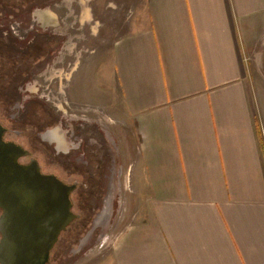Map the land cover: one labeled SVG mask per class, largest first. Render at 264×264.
Masks as SVG:
<instances>
[{
    "label": "crops",
    "instance_id": "crops-1",
    "mask_svg": "<svg viewBox=\"0 0 264 264\" xmlns=\"http://www.w3.org/2000/svg\"><path fill=\"white\" fill-rule=\"evenodd\" d=\"M138 12L106 55L103 111L133 128L127 178L147 196L116 237L115 264H264V84L253 69L264 0H140Z\"/></svg>",
    "mask_w": 264,
    "mask_h": 264
},
{
    "label": "rangeland",
    "instance_id": "rangeland-1",
    "mask_svg": "<svg viewBox=\"0 0 264 264\" xmlns=\"http://www.w3.org/2000/svg\"><path fill=\"white\" fill-rule=\"evenodd\" d=\"M138 6L140 0H41L40 5L14 17L21 23L20 38L25 36L22 40L13 36V42H18L16 49H24L39 36H52L53 28L59 35V49L51 52L50 61L35 66L30 77L17 86L22 93L16 94V105L28 107L29 101L25 105L24 102L29 98L53 111L63 125L64 138L67 137L65 130L76 129V124L87 128L85 121L106 126L108 134L117 136L115 151L119 158L120 154L123 156L126 165L132 164L138 145L129 123H117L103 111L106 99L111 103L107 97L111 70L106 55L114 41L129 34L133 23H138ZM49 16L55 19L50 20ZM14 18L7 21L6 26L13 24L17 29L18 22ZM256 36L263 38L264 29ZM256 45L253 69L256 78L264 84V41ZM22 110L15 109L10 114H20ZM2 122L6 124L4 119ZM59 136L63 137L62 133ZM123 174L118 194H112L104 207L98 204L94 223L88 225L78 241H72L68 248L63 247L50 264H115L112 248L116 237L124 225L134 221L132 215L139 211L141 197L147 198L133 193L127 169Z\"/></svg>",
    "mask_w": 264,
    "mask_h": 264
},
{
    "label": "flooded vegetation",
    "instance_id": "flooded-vegetation-1",
    "mask_svg": "<svg viewBox=\"0 0 264 264\" xmlns=\"http://www.w3.org/2000/svg\"><path fill=\"white\" fill-rule=\"evenodd\" d=\"M40 3L41 0H0V96L2 105H5L1 115L6 121V124L2 122L1 117L0 124L5 128L3 141L21 146L26 152L20 163L29 164L35 160L43 174L53 175L64 184L75 187L70 196V210L77 217L60 233L50 250L47 263L50 264L64 250L63 247L68 248L72 241H78L88 225L94 223L98 204L104 207L112 194H118V184L124 175L126 163L122 155L119 158L115 151L117 136L108 134L106 126L85 121L87 128L76 124V129L72 126L65 130L67 137L64 138L63 125L59 124L58 116L53 111L29 98L24 102L25 105L29 101L28 107L16 105V94L19 96L22 93L17 86L30 77L35 66L44 64L51 52L59 49V35L55 34V28L52 36H39L33 42H28L24 49H16L18 42H13V36L19 40L25 38H20L21 25L14 17ZM11 18L18 22L14 21L17 29L13 24L6 26ZM48 19L54 20L55 17L49 16ZM51 61L55 63L54 59ZM4 68H9L7 75ZM20 108L23 109L20 114H10ZM38 113H41V119L44 118L42 124L32 121V116ZM61 133L63 137L59 136ZM69 151L72 153L69 154ZM1 214L0 210V217Z\"/></svg>",
    "mask_w": 264,
    "mask_h": 264
},
{
    "label": "water",
    "instance_id": "water-1",
    "mask_svg": "<svg viewBox=\"0 0 264 264\" xmlns=\"http://www.w3.org/2000/svg\"><path fill=\"white\" fill-rule=\"evenodd\" d=\"M0 124V264H47L71 212L74 186L43 174L38 163H20L26 152L4 142Z\"/></svg>",
    "mask_w": 264,
    "mask_h": 264
},
{
    "label": "trees",
    "instance_id": "trees-1",
    "mask_svg": "<svg viewBox=\"0 0 264 264\" xmlns=\"http://www.w3.org/2000/svg\"><path fill=\"white\" fill-rule=\"evenodd\" d=\"M4 70H5V74L7 75L8 74V72H9V68H4ZM2 98H1V96H0V113L2 114L3 112H4V107H5V105H2ZM43 115H46L47 116V114H43ZM43 120H44V118L43 119H41V113H38V114H36V115H34V116H32V121L35 123V124H42L43 123ZM78 226V225H77Z\"/></svg>",
    "mask_w": 264,
    "mask_h": 264
}]
</instances>
